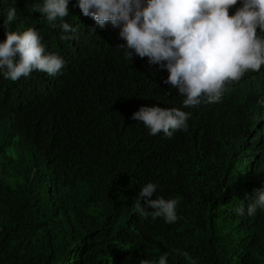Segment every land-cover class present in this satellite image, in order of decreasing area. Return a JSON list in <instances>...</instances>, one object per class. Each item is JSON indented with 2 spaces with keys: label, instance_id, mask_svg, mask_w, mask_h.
Listing matches in <instances>:
<instances>
[{
  "label": "trees",
  "instance_id": "16d2710c",
  "mask_svg": "<svg viewBox=\"0 0 264 264\" xmlns=\"http://www.w3.org/2000/svg\"><path fill=\"white\" fill-rule=\"evenodd\" d=\"M42 4L0 0V43L36 28L65 61L55 76L0 73V152H15L0 156V169L18 181L8 185L0 170V264H264V210L234 211L264 190V66L219 102L185 108L166 69L125 57L118 28L101 29L78 0L53 27ZM9 7L17 18L5 25ZM152 106L190 113L187 130L150 135L131 117ZM148 183L151 199L177 200L175 222L138 213Z\"/></svg>",
  "mask_w": 264,
  "mask_h": 264
},
{
  "label": "clouds",
  "instance_id": "9594fccd",
  "mask_svg": "<svg viewBox=\"0 0 264 264\" xmlns=\"http://www.w3.org/2000/svg\"><path fill=\"white\" fill-rule=\"evenodd\" d=\"M238 2L242 6L230 15L229 9ZM31 6L35 5H26V9ZM68 6L69 0H43L38 10L56 27L57 20L64 21L70 14ZM78 7L101 29L108 23L119 29V38L126 45L118 47L126 58L133 59L135 53L166 69L169 76L164 83L185 97V108L219 102L233 83L264 66V36L258 35V30L264 32V0H78ZM16 18L17 9L9 7L5 25ZM59 27L65 33L77 32L67 22ZM64 66L60 55L46 52L36 28L8 31L6 40L0 43V73L10 81L29 77L37 70L55 76ZM190 115L177 108L152 106L141 107L131 118L142 122L150 135L162 132L171 138L176 131L187 130ZM156 189V184L144 185L135 199V208L141 216L175 222L177 200L157 196L151 199ZM258 208L264 210V190L256 192L246 210L241 202L234 211L240 216L245 212L253 216ZM183 255L191 259L187 252ZM166 259L161 256L158 264H166ZM141 264L154 262L146 259Z\"/></svg>",
  "mask_w": 264,
  "mask_h": 264
},
{
  "label": "rangeland",
  "instance_id": "374dc122",
  "mask_svg": "<svg viewBox=\"0 0 264 264\" xmlns=\"http://www.w3.org/2000/svg\"><path fill=\"white\" fill-rule=\"evenodd\" d=\"M6 155L7 157L11 158L12 160L15 159V152L11 147L8 148H4L3 152H0V156L2 155ZM1 176L3 178V180L8 184L13 186L14 184H16L18 181L13 177V175L11 174L10 170H8L5 167H2L1 169Z\"/></svg>",
  "mask_w": 264,
  "mask_h": 264
}]
</instances>
